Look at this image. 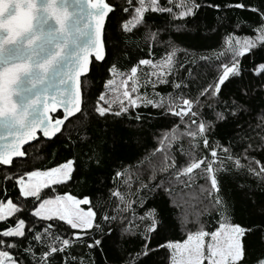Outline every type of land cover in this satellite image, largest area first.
<instances>
[{
	"label": "snow or ice",
	"instance_id": "6c2138e0",
	"mask_svg": "<svg viewBox=\"0 0 264 264\" xmlns=\"http://www.w3.org/2000/svg\"><path fill=\"white\" fill-rule=\"evenodd\" d=\"M205 7L215 11L244 9L259 20L255 24L237 20L236 28L244 24L254 35L230 34L224 38L230 57L221 62L216 78L196 97H186L183 89L188 85L172 79L177 53H187L172 41L164 43L165 54L160 59L141 58L126 72L115 62H107L106 20L117 10L127 16L117 18V34L130 37L134 30L144 29L140 39L151 57L161 37L160 28L148 20L149 14L184 19L194 17ZM258 48H264V8L259 5L237 2L222 6L204 0H124L123 4L118 0H0V167L9 166L0 185V223L7 225L0 228V264H84L83 257L78 258L71 251L77 244L89 252H99L104 264H108L104 244L107 241L114 245V234L120 240L137 238L140 242V250L127 264H142L160 249L167 250L170 264H264V250L250 254L249 245L244 242L249 234L260 232V243L264 245V227L245 228L230 222L234 209L220 195L218 179L219 174L235 169L264 184V162L252 155L264 152V119L256 125L257 138L245 133L247 143H243L237 133L243 127L241 114H248L246 100H238L233 94L222 102L221 110H216L221 105L222 86L231 79L243 80V73L248 70L242 67L241 58L254 54ZM222 55L225 52L217 59ZM93 62L107 77L93 108L97 118L107 122L111 117L113 122L128 123L133 130L158 116L178 120L157 138L158 146L145 153L134 169L121 164L114 171V187L105 184L106 178L96 177L101 186L98 191L108 193L106 201L98 200L100 209L107 202L112 205L111 211L94 210L91 206L85 210L81 205H91L87 195L43 194L46 189L66 185L77 172L78 180L87 183L94 167L101 165L102 157L97 151L100 145L89 147L79 167L70 158L45 170L22 174L13 170L14 158L26 156L25 145L39 143L41 138L45 143L51 141L62 134V126L70 117L83 114L82 78H88ZM141 66L149 69L143 76ZM251 71L259 82L238 85L239 95L245 98L257 89L264 92V62H254ZM168 84L173 92L155 91L158 85ZM149 85L153 89L151 95L140 91ZM142 108L155 109L158 116L150 111L142 113ZM58 109H62V115H51ZM205 109L213 119H206ZM230 122L236 127L227 146L210 140L218 124ZM235 143H240L242 152L234 153ZM201 149L206 155L200 154ZM145 173L147 182L140 179ZM197 178L205 182L200 186L203 207L199 215L215 213L218 226L205 230L199 216L195 220L185 218L183 224L188 230L182 242L165 241L152 247L151 240L164 226V220L155 208L148 207L149 196L159 190L171 195L174 185L188 188ZM9 183L17 190L16 197L8 194ZM65 226L66 232L71 230L68 238L60 233Z\"/></svg>",
	"mask_w": 264,
	"mask_h": 264
},
{
	"label": "trees",
	"instance_id": "16d2710c",
	"mask_svg": "<svg viewBox=\"0 0 264 264\" xmlns=\"http://www.w3.org/2000/svg\"><path fill=\"white\" fill-rule=\"evenodd\" d=\"M118 2L123 4L124 0H118ZM204 2L222 6L227 3L242 2L246 5H259L264 8V0H204ZM121 16L127 18L126 14L117 10L115 15L110 14L106 20L107 62H115L121 71L126 72L141 58L160 59L165 54L164 43L172 41L180 49L187 50V53L184 51L177 53V69L172 79L177 82L183 81L188 85L186 89H183L188 98L196 97L202 88L211 84L218 74L221 62H227L230 54L226 53L224 47L226 36L230 34L235 36L254 35L251 28L244 24L236 28L237 20L246 21L247 24H255L259 20L258 16L244 9L215 11L208 7L201 8L194 17L184 19H170L167 14H149L148 20L160 28L161 37V42L154 46L153 55L149 57L147 55L148 47L140 39L144 29L134 30V35L130 37L123 33L117 34V18ZM155 30L154 27L153 31ZM137 42L139 47H137ZM126 52L128 55H125ZM221 52H225V55L219 56L217 59ZM202 56L209 57V59L202 60ZM254 62L257 64L264 62V48H258L254 50V54H245L241 58L242 67L248 71L243 73V80L231 79L222 86L221 105L216 107L217 111L221 110L222 102L225 99H230L233 94L238 100H246L248 114H241L240 123L243 127L237 133L238 136L243 137V143H247V136L257 138L259 129L256 128V125L264 119L262 117L264 114V92L257 89L252 92L249 98L240 96L238 92V85L241 83L256 84L259 82V78L251 71ZM179 64H184V67L180 68ZM90 68L92 71L88 74V78H82L83 114L78 113L68 120L62 129V134L60 133L51 141L45 143L41 139L39 143L34 142L31 146L25 147L26 156L14 160L13 170L19 174L28 170H45L70 158H74L77 167H79L81 159L89 147L100 145L97 151L102 157L101 165L99 168L94 167L89 174L87 183L78 180L80 173L77 172L74 174V179L66 185H57L51 190L46 189L43 194L54 196L70 193L77 197L87 195L91 199V205L86 206V209L91 206L94 210L111 211L112 205L107 202L103 204V209H100L98 200L104 199L106 201L108 193L107 191H98L101 186L96 182V177L106 178L105 184L109 188L114 187L111 179L114 171L118 170L121 164L134 169L145 153L152 152L153 148L158 146L157 138L170 130L174 123H178V120H174L171 116L160 117L157 110L150 108H142L140 111L142 113L150 111L156 114L158 118L148 121L143 127L135 126V130L126 122H113L111 117L107 122L97 118L93 108L96 97L102 90V81L107 77L103 69L95 62L90 65ZM145 71H149V69L141 66L140 75L143 76ZM140 91L151 95L153 89L149 85L142 87ZM155 91L168 94L173 92V89L171 84L158 85ZM205 117L209 120L213 119L212 113L207 109H205ZM235 127V124L231 122L218 124L214 134L210 135L209 138L227 146L229 137L234 135L233 129ZM84 137L87 139H83ZM242 150L240 143L233 144L234 153H240ZM200 154L206 155L203 149H201ZM252 155L264 162V152H254ZM242 162L246 163V161ZM8 167H0V185L3 184V176ZM147 175L145 173L140 179L147 182ZM160 178L158 176V179ZM162 178L167 179L166 176ZM218 179L220 195L227 201L229 207L234 209L230 213V222L245 228L264 227V184H259L245 171L237 172L235 169L227 174H219ZM204 183L203 179L197 178L191 182V187L188 188L184 187L183 184L174 185L171 195L159 190L149 196L148 207L155 208L164 220V226L156 232L151 240L152 247L163 244L165 241L182 242L186 238V231L188 230L183 224L185 218L195 220L199 216L201 226L205 230H214L218 226L219 221L215 213L209 215L205 212L202 216L199 215L203 207L200 186ZM7 191L10 196H17V190L13 188L12 183L7 185ZM2 196L3 192H0V197ZM178 197L182 200L177 201ZM16 202L23 203L22 200ZM30 202L31 198H29ZM6 226L0 223V228ZM66 228L67 226L60 229L64 238L71 235V230L66 232ZM189 228L195 230L193 225H189ZM113 239L117 241L114 245L110 246L107 241L104 244L108 264H127L130 257H134L140 250L141 245L137 238L120 240L118 234H114ZM244 242L249 245L250 254L253 251L264 250V245L260 243V232L249 234ZM71 251L78 258L83 257L84 264H92L93 260L95 264H104V257L99 252H89L83 245L77 244ZM142 264H170L169 254L166 249H160L145 258Z\"/></svg>",
	"mask_w": 264,
	"mask_h": 264
},
{
	"label": "water",
	"instance_id": "95a60500",
	"mask_svg": "<svg viewBox=\"0 0 264 264\" xmlns=\"http://www.w3.org/2000/svg\"><path fill=\"white\" fill-rule=\"evenodd\" d=\"M57 114L62 115V109H58V110H57V113H52L51 115H54V116H55V115H57ZM77 114H78V113H77ZM77 114H76V115H77ZM71 118H73V117H70L69 120H70ZM66 122H67V121H66ZM66 122H65V124H66ZM63 127H64V126H62V129H63ZM59 134H60V133H58L57 136H58ZM37 135H38V137H42V134H40V133H38ZM53 138H55V137H53ZM53 138H52V139H53ZM41 139H43V138H41ZM34 142H36V141H32V142H30V145L33 144ZM27 146H29V145H25L24 148L27 147ZM22 158H24V157H21V158H14V160H16V159H22Z\"/></svg>",
	"mask_w": 264,
	"mask_h": 264
},
{
	"label": "rangeland",
	"instance_id": "374dc122",
	"mask_svg": "<svg viewBox=\"0 0 264 264\" xmlns=\"http://www.w3.org/2000/svg\"><path fill=\"white\" fill-rule=\"evenodd\" d=\"M176 200H177V201H181L182 199H181L180 197H178ZM86 206H88V205H81L82 208H84L85 210H87V209H86Z\"/></svg>",
	"mask_w": 264,
	"mask_h": 264
}]
</instances>
